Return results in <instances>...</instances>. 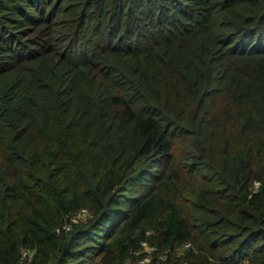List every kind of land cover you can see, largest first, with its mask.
<instances>
[{
	"label": "trees",
	"instance_id": "trees-1",
	"mask_svg": "<svg viewBox=\"0 0 264 264\" xmlns=\"http://www.w3.org/2000/svg\"><path fill=\"white\" fill-rule=\"evenodd\" d=\"M144 260L264 264V0H0V264Z\"/></svg>",
	"mask_w": 264,
	"mask_h": 264
},
{
	"label": "built area",
	"instance_id": "built-area-1",
	"mask_svg": "<svg viewBox=\"0 0 264 264\" xmlns=\"http://www.w3.org/2000/svg\"><path fill=\"white\" fill-rule=\"evenodd\" d=\"M87 214H88V211L87 210H82V212L78 215L77 218L84 217ZM24 255L25 256H28L30 258L32 256V252L31 251H25L24 252ZM148 263H149V260H144V261H141L139 264H148Z\"/></svg>",
	"mask_w": 264,
	"mask_h": 264
},
{
	"label": "rangeland",
	"instance_id": "rangeland-1",
	"mask_svg": "<svg viewBox=\"0 0 264 264\" xmlns=\"http://www.w3.org/2000/svg\"><path fill=\"white\" fill-rule=\"evenodd\" d=\"M81 218H84V217H81Z\"/></svg>",
	"mask_w": 264,
	"mask_h": 264
}]
</instances>
